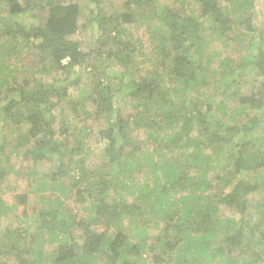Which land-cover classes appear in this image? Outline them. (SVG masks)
Here are the masks:
<instances>
[{
    "label": "trees",
    "instance_id": "obj_1",
    "mask_svg": "<svg viewBox=\"0 0 264 264\" xmlns=\"http://www.w3.org/2000/svg\"><path fill=\"white\" fill-rule=\"evenodd\" d=\"M78 1L88 49L71 38L77 2L0 0V183L20 157L19 184L35 185L38 197L27 207L28 194L12 188L21 209L0 231V258L264 264V27L255 0H121L109 15L102 0ZM210 36L247 44L244 60L212 68ZM63 102L99 126L102 148L89 153L67 139V114L54 113Z\"/></svg>",
    "mask_w": 264,
    "mask_h": 264
},
{
    "label": "rangeland",
    "instance_id": "obj_2",
    "mask_svg": "<svg viewBox=\"0 0 264 264\" xmlns=\"http://www.w3.org/2000/svg\"><path fill=\"white\" fill-rule=\"evenodd\" d=\"M73 2H77L78 5L80 6V11H81V15L79 18V31L76 33L75 36H72L71 38L73 40L78 41L81 44V48L83 49H88L90 44H91V31L89 28H86L85 30H82V26L81 24L83 22H85L86 20V16L88 15V12L86 10V3L85 2H80L78 0H72ZM102 6H101V10L102 13L105 15H109L111 13H114L116 11H120L122 9V1L121 0H102ZM254 11L256 12L255 15V25H260L262 27H264V0H255L254 1ZM24 22L29 24V19L25 18ZM35 22V21H33ZM257 23V24H256ZM135 29V31L140 32V29H136L135 27H133ZM212 36H210V40L209 43L207 44V48H206V52L209 54V57L211 58L210 63L212 68L216 69L218 66V62L222 61V58H228L231 61V65L235 66L238 65V63L242 62L244 60V56H245V52H246V46L247 44L243 45L240 44L238 41L237 42H233L229 47H225L224 44H222L219 41H213L215 40V38L213 37V39H211ZM26 53V52H25ZM221 55L219 57V55L217 56L216 54ZM24 54V53H23ZM23 57V55H22ZM141 59V58H140ZM12 69L15 68V66H11ZM219 69V68H218ZM20 70V68H19ZM48 80V79H47ZM73 89H71L70 93L74 92L72 91ZM209 93V92H208ZM121 109L123 111V113H130L131 112V108L128 104H122L121 105ZM54 113L57 116H62L61 114L66 113L67 117H68V137L67 139H73V138H77L78 140H80L82 142V146L85 149V151L89 152V153H93L96 152L98 149L102 148L104 146V141H102L99 138L98 135V125H94L92 123L91 120L89 121H81L78 118L74 117V113H72V111L68 108V105L66 103H62L60 105H58L56 107V110L54 111ZM84 127H87L88 129V134H86V136L82 135V131L84 129ZM142 135V133L140 134ZM5 146V152L8 154L9 152L13 151L12 149H10L8 145H4ZM20 157H15L14 155L11 156V163L14 164L15 166L13 168H10L9 165L6 167L7 168V173L8 176L5 178V180H3L0 183V198L2 199V203L3 205L5 204V206L7 205V214L6 216L4 215V217L2 218V220H0V231L3 232L5 231L6 227H11L13 226V224L15 223L14 221H16L17 216L20 214V205L18 204H14L13 203V199H12V192H13V187L17 184H19V178L16 176V169L18 167V165H21L22 162L20 161ZM93 161H91L90 163L92 164ZM47 172L45 170H42L39 174V176L37 177V179H40L41 175L46 174ZM259 175L264 177V170L259 173ZM36 186L34 185L33 187H31V189L35 190ZM21 190L25 193L28 194V200H26V202H28L29 206L27 207H31L34 206L33 203L37 202V194H33V190H28L23 188V185L20 183L19 184V191L21 192ZM16 192V190H15ZM46 196L49 195V193H45ZM257 198V197H255ZM36 207L40 208L41 204H37ZM9 214V215H8ZM127 227V226H126ZM125 227V228H126ZM128 228V227H127ZM127 231H130L129 228L127 229ZM50 248V246H48ZM47 251H49V249H46V255H48ZM247 254V253H246ZM45 255V258H46ZM0 263H4V264H13L14 260L12 257L8 256H4L2 258H0ZM45 264H48L45 262Z\"/></svg>",
    "mask_w": 264,
    "mask_h": 264
}]
</instances>
